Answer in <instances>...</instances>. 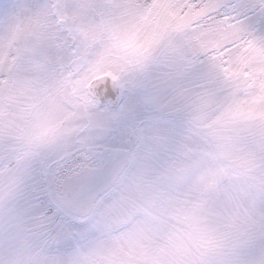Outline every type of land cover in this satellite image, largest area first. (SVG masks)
I'll return each instance as SVG.
<instances>
[{"label": "snow or ice", "instance_id": "1", "mask_svg": "<svg viewBox=\"0 0 264 264\" xmlns=\"http://www.w3.org/2000/svg\"><path fill=\"white\" fill-rule=\"evenodd\" d=\"M251 11L247 0H222L216 27L233 32L231 20L245 16L247 27L264 35V13ZM61 15L48 0L11 11L0 0V98L31 89L51 97L50 108L59 106L39 116L26 140L13 139L7 118L0 125V264H73L77 248L102 233L171 222L173 165L182 149L202 156L214 150L216 175L234 164L223 123L239 105L222 81L211 103L199 85L172 73L132 88L105 78L84 98L87 81L73 83L82 40ZM209 55L196 52L193 60L203 65ZM58 80L75 92L57 96ZM178 219L197 230L204 225L198 203ZM221 238H209L212 248L201 245L197 264H264V220Z\"/></svg>", "mask_w": 264, "mask_h": 264}, {"label": "rangeland", "instance_id": "2", "mask_svg": "<svg viewBox=\"0 0 264 264\" xmlns=\"http://www.w3.org/2000/svg\"><path fill=\"white\" fill-rule=\"evenodd\" d=\"M55 1L61 6V21H67L66 26H70L82 40L80 55L74 67V71L80 72V75L73 83L88 81L93 76L106 71L118 77L122 69L133 67L155 55L167 56L168 64L164 66L154 64L152 68L146 70L145 74L140 75V82H134L127 87L132 88L141 83L155 82L161 74L172 73L183 77L184 82L189 86L199 85L204 91L206 102L211 103L212 94L218 87L216 81L220 80L224 87L230 89L234 97L233 102L242 109L225 119L224 134L227 136L230 134L231 138L237 141L238 149L234 152L239 155L238 164L246 165L248 170L259 171L264 176V35L247 27V17L239 16L238 19L231 20L229 27L236 28L233 32L217 28L216 21L207 26L195 23L184 28L187 21L217 10L222 0H204L202 7L196 11L191 10L193 3L200 0H155L150 7H136L132 5L131 0H120V4L116 7L118 19L122 22L120 27L123 24L132 26L131 28L138 32V44L131 48L126 45L118 46L106 37L107 34L98 37L97 40L93 39L100 29L112 28L113 22L107 18L109 14L107 10L112 7L110 0ZM3 2L6 9L11 11L17 4H34L36 0H3ZM233 2H238V0H233ZM247 3L252 9L250 16L264 13V0H247ZM186 4L190 6L187 7ZM232 16L236 17L237 13H232ZM227 18L229 17H224L225 22ZM240 23L245 25L243 29L236 27ZM180 26L183 28L180 33H177ZM241 32H248L249 40L246 44L236 43L233 45V50H227V53H232V55H228L225 66H222L216 57H212L207 58L203 65L197 62L195 66L189 67L186 71L181 69L183 62L175 53L186 49L184 44H181L182 48L179 49L177 42L191 41L193 47H198L200 42H209L213 39L225 40ZM57 84L56 95L59 97L72 95L71 92L75 90L59 86V81ZM257 96L258 98H255ZM12 99L16 103L19 102V112L18 115L16 111L9 112L7 124L13 130V139L17 141L21 138L26 140L41 114L54 115L59 110L58 105L50 108L51 97L38 95L31 89L14 91L10 100ZM20 104L24 107L20 108ZM14 107L16 110L18 105ZM248 110H250L249 114L245 115ZM234 114L238 116H233ZM2 124L3 121L0 122V125ZM16 146L23 149L26 145L17 142ZM189 174L192 176L191 170ZM225 176L227 182L220 185L218 194H212L210 203L208 202L207 207L202 211L206 224L198 229L199 235L209 233V238L216 233H221V242H226L227 237L231 235L253 230L264 220V210L261 208L260 199L264 195V178L240 177L233 172H225ZM227 176H231L232 179ZM197 181L198 177H189L181 183L183 191L180 192L184 193L186 189L191 191ZM178 223L185 225L183 221H178ZM143 225L150 227L146 223ZM153 225L150 228L154 232L150 229V234L158 233L155 229L159 227ZM167 227L161 226L159 232L166 233L169 230ZM130 230V232L119 231L116 235L113 232L98 235L102 239L100 241L101 251H108L101 259L102 264H197L198 250L196 248H185L188 246L185 243L181 245L184 250L180 251L175 244L165 238L161 240L167 241L170 250L162 249L164 253L155 250V253L159 252L161 255V261L154 260L150 256H142L144 246H141L136 238L139 237L145 244H148L151 239L143 233L142 229L137 230L136 226ZM173 234L176 237L179 236L177 233ZM209 238L204 236L203 243ZM84 242L92 245L90 239ZM210 243L209 248L215 246L213 240ZM74 261L73 259V264Z\"/></svg>", "mask_w": 264, "mask_h": 264}, {"label": "trees", "instance_id": "3", "mask_svg": "<svg viewBox=\"0 0 264 264\" xmlns=\"http://www.w3.org/2000/svg\"><path fill=\"white\" fill-rule=\"evenodd\" d=\"M50 2L57 3L55 0H48ZM193 1V0H191ZM38 0H36V3ZM119 2V3H118ZM133 3L132 5L136 7H141V6H151L155 2V0H131ZM204 0H200L197 3H193L194 6L191 9L192 11L198 10L200 7H202V3ZM120 4V0H110V5L112 6L111 9H108L107 12L109 13L107 15V18L112 20V28L106 29L102 28L100 29L95 36H93L94 40H97L98 37H101L104 34H107V38L111 41H114L118 46H135L138 44V32L135 29H132V26L128 25H122L120 27V24L122 22L119 21V17L117 16L116 12V7ZM187 7L190 5L186 4ZM114 8V9H113ZM115 17V18H114ZM220 19L219 16H217V10H213L211 12H208L207 14L197 18L190 20L189 22L187 21L186 24H184L185 27H190L193 24L197 23L200 26H207L210 23H214V21H218ZM229 18H227V21ZM236 20V19H232ZM62 22V21H60ZM70 27V26H66ZM71 28V27H70ZM183 27L178 28V32H181V29ZM242 33H246L244 35V38H241ZM250 34L248 32H241L238 33L228 39L222 40V39H213L209 42H200L198 47H193V44L191 41H179L176 44L178 45L179 49L182 48L181 44H186L189 45V48L187 50H180L179 52H176L175 55H178L177 57H180V60L183 62L182 65V70L186 71L189 67L195 66V64L199 61L193 60V56H195L196 52H201V53H208L210 54L208 58L216 57L217 60L221 62L222 66H225L227 64V57L228 53L227 50H233V45L236 43H242L246 44L249 40ZM235 41V43H233ZM226 44H231V48L225 47ZM176 47V46H175ZM191 52V55L189 54ZM175 57V56H174ZM168 59L167 56H150V58L136 64L122 69L118 73V76L120 78V81L123 82L125 86H129L130 84H133L134 82H140V75L145 74L146 70L148 68H152L154 64L158 65H167L168 62L166 61ZM172 59V58H169ZM77 60V57H76ZM78 62V61H77ZM149 74V73H148ZM59 81V80H58ZM71 88V87H70ZM75 90H73L71 93L73 94ZM82 97L86 98V93L83 92L80 94ZM11 96L8 98H0V122L3 121L4 118H7L9 112L16 111V115H18L19 112V102L16 103L12 100H10ZM255 98H258L255 97ZM254 101V100H253ZM15 105H18L17 109L15 110ZM20 104V108H22ZM239 111H242L241 107H239ZM250 110L247 111L245 115H248ZM233 116H238V114H234ZM17 127L19 129V121L17 123ZM227 136V135H226ZM230 142L232 141L233 149H238V144L237 141H235L233 138H231V135H228ZM207 151V155H200L196 151L191 150V149H182L181 152L178 154L176 161L174 162V167L178 170L176 178L173 181V191L171 195V201H172V206H173V212L171 213V222H165V221H147L144 222V224H148L150 227H153L155 224L157 227L155 230L158 232L155 234H150L149 231L152 228L150 227H145L142 224L136 226L137 230H143V233L151 239L148 244L140 240V238H136L137 242L143 245V254L142 256H150L151 258L153 257L154 260L161 261V255L160 253H164L166 248L170 250L168 247L167 241H163L161 239L165 238L166 240L171 241L175 246L177 247L178 250L182 251L184 249L181 248V245H185V243L188 244L187 247L185 248H196L197 250L200 249L201 245L203 244L205 247L209 248V244H211V240L207 239L205 243H203L202 238L204 236H207L209 238L210 234L207 233L206 235H199L197 229H193L190 225L185 223L179 224L178 217L180 214H182L185 210L190 208V206L193 203H198L200 206V212L202 215V211H204V208L207 207V203H210L211 196L212 194H218L220 187L222 184L227 182V178L225 176V172H233L237 174L238 176H255L258 179L264 178L262 174L259 171H251L246 168V165H239V155L234 152V164L230 166L227 171H225L223 174L216 175V158H215V152L214 150ZM201 168V169H200ZM192 171V176L193 177H198V181L195 182L194 184V189L192 187V190L186 189L184 193L180 192L183 191L181 189V183H184L189 177L191 178L192 176L189 174V171ZM197 171V172H195ZM230 177L231 176H227ZM206 179H209L208 181ZM232 179V178H231ZM210 181V182H209ZM221 185V186H220ZM208 221V220H207ZM206 223L204 222V225ZM161 226L164 228L167 227L169 230L165 232H159L161 229ZM131 230L128 229L125 232H130ZM153 231V230H152ZM154 232V231H153ZM119 232H113V234H118ZM173 233L179 234V238L176 237ZM185 235L188 237H185ZM102 239L100 236L97 238L90 239L92 241V245L90 244H85V242L80 245L76 253L74 255V264H102L101 259L102 257L106 256L108 251H101V241ZM189 241V242H188ZM145 244V245H144ZM171 246V245H170ZM173 247V246H172ZM91 250H96V251H91ZM155 250L159 251L158 253H155ZM156 251V252H157ZM168 252V251H167ZM98 253V254H97Z\"/></svg>", "mask_w": 264, "mask_h": 264}, {"label": "water", "instance_id": "4", "mask_svg": "<svg viewBox=\"0 0 264 264\" xmlns=\"http://www.w3.org/2000/svg\"><path fill=\"white\" fill-rule=\"evenodd\" d=\"M105 78H111V80H113V81L116 80L115 77H113V76L111 75L110 72H106V73H104V74L97 75V76H95L94 78H92V80H90V81L87 83V85H86V90H87V88H88L90 85H92V84L95 83V82H101V83H102V82L104 81Z\"/></svg>", "mask_w": 264, "mask_h": 264}, {"label": "bare ground", "instance_id": "5", "mask_svg": "<svg viewBox=\"0 0 264 264\" xmlns=\"http://www.w3.org/2000/svg\"><path fill=\"white\" fill-rule=\"evenodd\" d=\"M102 74H104V73H102ZM101 75V74H100Z\"/></svg>", "mask_w": 264, "mask_h": 264}]
</instances>
